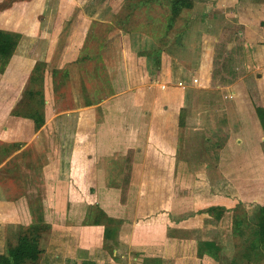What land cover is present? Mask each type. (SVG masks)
<instances>
[{"label": "crops", "instance_id": "crops-1", "mask_svg": "<svg viewBox=\"0 0 264 264\" xmlns=\"http://www.w3.org/2000/svg\"><path fill=\"white\" fill-rule=\"evenodd\" d=\"M194 1L203 4L206 12L200 16V20L204 18L203 23L196 24L199 17L195 15V23L188 26L185 34L193 38L192 42L196 39L194 49L201 46L205 50L197 64H183L172 53V46V52L168 51L169 67L165 71V65L155 63V54L160 48L158 39L150 43L149 36H142L146 44L140 48L132 43L130 32L124 34L113 26L102 46V64L113 94L101 102L88 104L82 64L88 59L83 50L93 24L91 20L82 34L78 51H65L60 63L54 62L51 69L47 68L46 75L50 77H54L55 69L66 70L68 83L74 85V106L63 114H75L76 121L72 137L66 138L63 131L72 124L51 120L48 110L46 122L36 135L30 132L25 140L52 144L57 142L41 135L48 130L60 133L58 154L48 155L41 184L44 186V223L48 226L40 238L42 263L242 264L235 244L229 242V236L233 238L228 235L232 234L233 224H224L230 213L224 201L227 194L219 192L216 188L220 185L216 187L208 179L218 177L219 173L223 178L236 179V170L244 169V163L251 160H261V167L249 164L240 176L264 177L260 141L255 146L260 151L252 156L245 149L244 141L238 138V131L246 129L252 135L251 129L259 125L253 119L255 105L250 106L247 99L264 100V96H250L253 88L257 94L264 92V0ZM232 31L235 38L227 40V49L231 58L241 53L242 74L234 83L218 86L221 91H212L216 48L224 41L225 34ZM195 33H199L201 41ZM236 39H240V45H236ZM136 47L143 54L134 52ZM19 48L11 66L18 70L24 67L29 76L37 61L27 69L29 60L24 64L25 60L19 59ZM188 66L189 74L185 70ZM176 68L181 69L180 78H176L179 72ZM196 88L202 89L195 91ZM215 91H218L217 97L231 92L236 104L207 105L206 94L210 92L213 97ZM195 92L199 104H192ZM60 96L64 97V91ZM261 104L257 107L264 108ZM64 115L59 113L58 119ZM33 123L28 126L32 127ZM237 127L236 136H232L231 130ZM1 140L4 139L0 129ZM228 146H234V159L239 163L227 170L217 169L225 160L222 151ZM66 147H70L69 154ZM102 178L101 184L98 183ZM96 181L102 187L92 191ZM234 185L239 186L237 181ZM31 187L29 184L32 191ZM238 189L240 194L236 192V196L242 199L244 191L242 187ZM247 191L257 201L264 200V185H251ZM103 194L106 196L101 204L99 196ZM17 201L0 197V215L6 219L1 227L14 219L18 220L17 225L23 224L25 219ZM99 208H105L103 219L98 217ZM86 215L90 216L89 221ZM3 238L4 241L9 238L6 231ZM5 253V248L0 249V254Z\"/></svg>", "mask_w": 264, "mask_h": 264}, {"label": "rangeland", "instance_id": "rangeland-1", "mask_svg": "<svg viewBox=\"0 0 264 264\" xmlns=\"http://www.w3.org/2000/svg\"><path fill=\"white\" fill-rule=\"evenodd\" d=\"M195 5L189 17L187 16L188 13L185 11L186 13L182 14L179 21L175 24V27L168 31L167 24L170 18V0H0V30L20 36L17 46V48H20L19 51L17 50V54L20 56L19 59L25 60L24 64H27V60H29V65L26 67L27 69L35 61H37L35 68L39 66L36 72L37 75L35 73L36 76L32 81L31 77L35 69L32 74L28 76L24 67L22 70H18L11 66L14 54L11 59L8 60H3L0 57V129L2 138L5 140L0 141V186L2 187L0 190V197L9 200L13 199L14 201L18 200L17 202L21 207L19 212L25 219L20 226L17 225V219H14V222L8 224L6 227L0 226L1 251L5 248L7 253L8 245L17 243L21 229L25 230L38 224L40 231L45 232L46 227L39 221L41 218L45 219L44 202L42 200L44 186H41V184H43L45 178L44 167L48 163V155L55 156L58 154L59 150L57 143L60 133L57 130L44 131L46 134L44 133V135H41L46 138L49 136V138L54 139L57 143L51 142L52 144H48L46 141L44 143L25 141L30 137L28 133L31 132L36 135L39 129L33 123L34 121L32 118L23 115L30 114L33 110H40L44 113L45 122L48 116L51 120L61 122L63 125L66 123L68 125L72 124L71 128L68 129L67 127V129L63 131L64 137H72L73 123L76 121V115H66V113L64 115L63 113L69 110L68 108L74 106V96L72 92L74 85H72L71 82L68 83V74L66 70H61V72L57 74L55 73V75H53L54 77L46 75L48 69H51L50 66H52L54 62L60 63L64 59L62 53L65 51H70V53L78 51L82 43V34L85 33L91 20L93 24L83 50V55H86L88 59L84 60L82 64L84 72L82 75L85 76H83V82L87 97L93 104L94 101L101 102L103 98L108 99L112 97L113 94L112 84L102 64V61H104L102 57V52L104 51L102 50V46L106 44L109 30L113 26L119 27L124 34L130 32L132 43H134V46L140 45V48H144L146 44V38L143 40L142 36H149V38L152 39L150 43H152V41L159 39V35H164V32L165 34L168 33L167 38H169L170 42L165 48L163 58L155 54L157 58L155 62L157 63L156 65H165V71L168 70L169 67L168 63L170 58L168 56V51L171 50L172 46L174 51L172 52L171 50V52L176 54V57L182 60L181 62L183 64L188 63L186 66H190L191 63H193V65L197 64V60L199 61V59L202 58L205 50H202L201 46H199L198 49H194L193 47L194 45L196 46V39L192 42V37L189 36L187 38L185 36L190 28L188 26H191L190 24L193 23L195 19V15L199 17V19L195 21L196 24L199 22L203 23L204 18L200 20V16L206 13L204 9L205 6L200 3H195ZM232 29L235 30L236 28L233 27ZM233 31L226 33L223 37L224 41L216 48L214 68L215 81L212 91H221L222 89L218 86L232 84L242 74V68L239 67L241 53L239 52L237 57L234 56L231 58L230 52L227 49V42L229 40L233 41L235 38L234 33L236 30L235 32ZM197 34L199 33H195V35ZM139 35L141 38L138 37ZM197 40H202L200 35H197ZM239 40L236 45H240ZM140 48L136 47L134 52L143 54V51H139ZM101 58L103 60H101ZM162 59L164 60L163 62ZM191 60L193 62H190ZM141 61H143L142 57ZM158 66L157 70L159 71L160 69ZM189 66L185 69L187 70V74H189L190 71L188 70ZM176 69L179 70L178 75L176 73V78H180L183 75L181 69ZM176 69L175 71H177ZM251 87L253 88V84L249 85L250 89ZM196 89L195 91H198L202 88ZM253 90L254 88L252 89V93L250 92V96H252V94L255 96H264V92H259V94H257V92ZM27 91H29L28 95H26ZM61 91L62 93L64 91V97L60 96ZM215 92V95L213 94L215 97H212V94L210 96V92L206 94L207 105L211 103L212 105L223 106L225 103V106L229 107L232 104H236L231 92L223 96L224 99L221 95L217 97L218 91ZM246 95H248V93H245V96ZM43 96L44 98L42 99L41 97ZM197 96L198 94L195 92V95L191 98L192 104L195 102L196 104L200 103ZM250 98L247 99L248 104L250 106L254 104L256 108V114H254L253 119H256L259 125L255 130L251 129L252 135H250L246 129L238 131V138L244 141L245 149L253 156L254 153L259 150L258 148L255 149L259 141L262 148L261 150L264 152V140H260L264 139V127L258 111V107H263H257L258 104H264V100L262 101L255 98L250 100ZM42 101L43 103H41ZM129 103L130 101L127 104ZM118 104L120 105L119 102ZM132 104H134V102H132ZM48 110H50L51 113L47 115L46 111ZM17 112L22 114H17ZM59 113H62L64 116L58 119ZM211 114L212 112H210L209 115ZM227 121L228 119L224 121V124H226ZM30 123H33L32 127L28 126ZM237 130L238 127L234 131L231 130V135L236 136ZM221 133L225 132L221 131ZM251 137L252 140H250ZM14 138H19L21 141L17 142L18 144L13 143L16 142L11 141V139ZM233 147L234 146H228L224 152L222 151V153H224L223 155H225V160H222L221 165L217 166V169L222 168L223 170L226 168L227 170L233 167L232 164L239 163L238 160L234 159L236 153ZM64 149L67 154L70 153V147ZM261 162V160H251L248 163H244V166L245 168H249V164H255V166L261 167ZM53 165L51 169L54 168ZM244 169H234L238 174L237 177H239H236V179L232 176L230 178H223L222 173H219L218 177H211L208 179L211 183H215L216 187L220 185L216 188L219 192L227 194L226 196L224 195L226 197L224 201L230 209V213L227 222L225 221L224 224L226 226L230 224L229 222L233 224L232 234L228 233V235H232L233 238L229 236V242L235 244L237 257L242 262L246 261L244 256V253H246L245 249L247 250L246 245L253 236L252 234L253 231H255L258 221L259 209L264 204V200L257 201L252 195L247 193L251 185L263 186L264 177H242L240 175L242 173L244 174ZM118 180H120L118 182L120 183L121 179ZM101 181H103V178L98 179V183L100 182L101 184ZM235 181H237L239 186L234 185ZM35 182H39V184L36 185ZM96 183L97 181L92 187V191L102 187V185L99 186ZM29 184L32 185V191L29 189ZM238 187H242L244 191V197H242L244 201L236 196V192L239 193ZM103 196H106V194H103L102 197L99 196L101 204H104L102 201L104 200ZM104 209L105 208H99V219H103L105 216L106 212ZM236 216H240L243 219V222L239 225L240 231L236 230V228H238ZM89 219L90 216L86 215V220L89 221ZM0 220L1 224L3 223L2 221L6 219L0 215ZM5 231L9 235L6 241H4L3 238ZM239 233H244V236ZM38 264H45V262L42 263V261H40Z\"/></svg>", "mask_w": 264, "mask_h": 264}, {"label": "trees", "instance_id": "trees-1", "mask_svg": "<svg viewBox=\"0 0 264 264\" xmlns=\"http://www.w3.org/2000/svg\"><path fill=\"white\" fill-rule=\"evenodd\" d=\"M195 7L194 0H170V18L168 19V31L175 27V24L179 21L180 17L183 13H188L189 17L190 12ZM186 11V12H185ZM167 34L159 35V43L160 48L156 51V55L165 51V48L168 46L170 40L167 38ZM156 37V36H155ZM20 36L17 34H13L10 32H4L0 30V57L3 60L11 59L13 56L18 43ZM150 54V53H149ZM160 63V60H159ZM39 67V66H38ZM38 67L35 68L34 73L31 77V80L35 78L37 75ZM61 70L55 69V73H59ZM36 73V75H35ZM29 94V91L26 92V95ZM32 95V93H31ZM42 96V93H41ZM42 99L44 98L41 97ZM88 104H91L90 99L87 97ZM43 103V101L41 102ZM259 116L261 117V121L264 127V109L258 107ZM17 114H20L17 112ZM22 114V113H21ZM20 114V115H21ZM23 116H27L32 118L36 127L39 129L45 123L44 113L40 110H33L30 114H24ZM216 209V208H215ZM44 219H40V223H42L46 228L48 226L44 223ZM238 228L236 230L240 231L239 225L243 222V219L240 216H236ZM39 223V224H40ZM242 228V227H241ZM43 231H40V227L38 224L33 225L27 229H21L20 235L18 237V241L15 244L8 245V252L5 254H0V264H38L40 262L41 256L43 254V250L40 246V238L42 236ZM244 236V233H239ZM252 238L248 241L246 245L247 250L244 256L246 258L245 262L242 264H261L264 261V205H262L259 209L258 221L256 223L255 231H253ZM239 260V259H238Z\"/></svg>", "mask_w": 264, "mask_h": 264}]
</instances>
